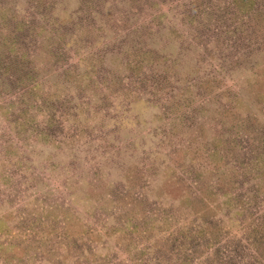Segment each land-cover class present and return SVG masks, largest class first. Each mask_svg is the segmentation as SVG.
I'll return each instance as SVG.
<instances>
[{"label":"rangeland","instance_id":"rangeland-1","mask_svg":"<svg viewBox=\"0 0 264 264\" xmlns=\"http://www.w3.org/2000/svg\"><path fill=\"white\" fill-rule=\"evenodd\" d=\"M0 264H264V0H0Z\"/></svg>","mask_w":264,"mask_h":264}]
</instances>
